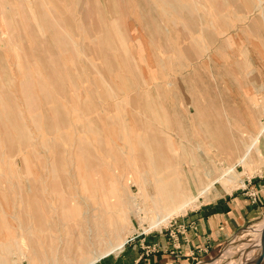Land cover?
I'll list each match as a JSON object with an SVG mask.
<instances>
[{"label":"rangeland","instance_id":"1","mask_svg":"<svg viewBox=\"0 0 264 264\" xmlns=\"http://www.w3.org/2000/svg\"><path fill=\"white\" fill-rule=\"evenodd\" d=\"M153 134L171 145V162L160 168L144 143ZM103 144L117 150L121 167ZM84 147L112 174L124 220L110 214L116 230L90 224L68 234L47 215L51 232L35 228L32 189L56 207L47 186L61 178L77 187ZM263 164L264 0H0L5 264H86L122 240L124 250L150 235L171 239L181 231L174 221L212 192L247 184ZM167 175L194 206L149 230L156 182ZM263 221L207 264L251 262ZM81 238L87 245L77 250Z\"/></svg>","mask_w":264,"mask_h":264},{"label":"bare ground","instance_id":"2","mask_svg":"<svg viewBox=\"0 0 264 264\" xmlns=\"http://www.w3.org/2000/svg\"><path fill=\"white\" fill-rule=\"evenodd\" d=\"M56 5H58V4H56ZM59 9H61V8H59ZM39 11H41V9ZM27 21H29V20H27ZM57 26H59V25H57ZM48 30H49V28H48ZM39 31L41 32L42 30H39ZM69 40H71V39H69ZM106 47H108V46L106 45ZM66 49H68V48L66 47ZM62 50H64V49H62ZM64 53H65V51H64ZM8 81L11 82L10 80H8ZM7 84H9V83H7ZM58 106H59V104H58ZM59 110H61V109H59ZM59 110L57 111L58 113H59ZM8 113H9V115L11 114L10 112H8ZM135 116H136V114H135ZM61 118H62V116H61ZM62 119H61V122L62 121L66 122L65 118L63 120ZM143 120L144 119L142 118V121ZM146 124H147V121H146ZM16 130L21 131L20 136L25 135V131H24L25 129H23V127L21 125H19ZM144 130H145V125H144ZM93 132H95V130ZM257 138L258 137L255 138L254 143L257 140ZM22 142H24V141H22ZM144 143H146V147H148L154 153V161L159 168L163 167L165 165H168L171 162V159L168 155L169 149H171V145L169 144L168 141L161 139L159 137V135L153 134L152 136H149L148 138H146ZM229 143L231 144V142H229ZM24 146H25V144H24ZM44 147H46V146H44ZM59 148L61 149V147H59ZM52 149H53V147H52ZM79 150H80L81 154L79 155V157L76 161V170H77L76 173H77V177L79 180L77 187L72 188L71 185H69L66 180H63V179L61 180V178L57 179V181L50 182L49 185L47 186L48 194H54L56 196V198L54 200V202L55 201L57 202V204L55 205L56 207H54L53 205L49 206V201L47 199H45L44 197H42V195H41V193L37 187L32 189V191H33L32 195H31L32 221L34 223L35 228L42 230V231L51 232L49 230L53 224V220L49 222V220H47V217H46L47 215L55 216L56 217L55 219L61 223V225L63 226V230L68 234L73 233L74 232L73 230L76 227H81V229L84 230L86 228V225H90V224H92L93 227H96V226L98 227L99 224L103 225L105 232L116 230L115 225L110 222V216H111L110 214L117 215L115 221L124 220L125 216L120 211L121 203H120V200L118 197L116 183H115V180H114L112 174L108 170L105 169L106 167L104 166L102 160L95 155L94 151L91 148H89V147L79 148L78 152H79ZM100 150L102 152H104V154L106 153L105 156L110 157L112 159L113 163L117 167L122 166L118 152H117V150H115V148L108 146L106 144L105 145L103 144L102 147L100 148ZM59 152H61V150ZM60 154H62V152ZM12 155H14V153ZM221 169L224 170V168H221ZM226 169H227V167H226ZM218 174H220V173H218ZM203 193H204V191H202L200 194L202 195ZM193 201L186 199V197L184 196L183 190L181 189V186H180V184L176 178H172L168 175L160 178L156 182L155 203L153 205L156 208V213H155L153 219L151 220L149 230L159 229L171 217L178 216V215L184 213L187 209L192 208L194 206ZM49 225H51V226H49ZM4 226H5V222L2 219H0V229L4 228ZM6 232H7V236H8V234L10 232L9 233H8V231H6ZM12 235H13V233H10V236H12ZM49 239L50 238L48 237V240ZM87 240L85 238H81V240L79 242L77 241L76 242L77 250L81 249L80 246L87 245ZM124 244H125V241H123V240L117 242L115 245L110 246L105 252H103L99 255H95L86 264H94L103 258L105 259V257H107L109 255L118 254L123 249ZM258 244H259V242H258ZM65 251L68 252V249H65ZM12 259H14V258H12ZM254 259L252 261H254ZM0 264H5L1 258H0Z\"/></svg>","mask_w":264,"mask_h":264},{"label":"crops","instance_id":"3","mask_svg":"<svg viewBox=\"0 0 264 264\" xmlns=\"http://www.w3.org/2000/svg\"><path fill=\"white\" fill-rule=\"evenodd\" d=\"M261 168L259 173L247 180L258 192L255 204H251L240 188L230 192L214 191L211 198L196 210L173 222L181 229L174 240L165 234L150 235L142 240L141 246L140 244L128 246L120 253L102 259L96 264L212 262L220 255L224 246L243 237L247 230L253 231L264 219V164ZM145 248L149 251L144 252ZM247 264H254V261ZM261 264H264V259Z\"/></svg>","mask_w":264,"mask_h":264},{"label":"built area","instance_id":"4","mask_svg":"<svg viewBox=\"0 0 264 264\" xmlns=\"http://www.w3.org/2000/svg\"><path fill=\"white\" fill-rule=\"evenodd\" d=\"M240 189L244 191L245 195L247 196L251 204H255L257 202L258 192L252 186L249 185V182L247 184L243 183ZM176 235L177 234H175L174 232H171L170 233L171 239L174 240L176 238Z\"/></svg>","mask_w":264,"mask_h":264},{"label":"water","instance_id":"5","mask_svg":"<svg viewBox=\"0 0 264 264\" xmlns=\"http://www.w3.org/2000/svg\"><path fill=\"white\" fill-rule=\"evenodd\" d=\"M259 254L254 259V264H261L262 260L264 259V225L260 230V237H259Z\"/></svg>","mask_w":264,"mask_h":264}]
</instances>
